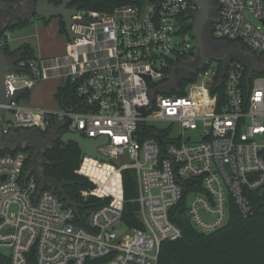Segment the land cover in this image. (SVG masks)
Instances as JSON below:
<instances>
[{"label": "built area", "instance_id": "obj_1", "mask_svg": "<svg viewBox=\"0 0 264 264\" xmlns=\"http://www.w3.org/2000/svg\"><path fill=\"white\" fill-rule=\"evenodd\" d=\"M216 2L214 38L264 56V0ZM195 11L192 0L132 2L112 12L79 9L74 18L87 23L72 25L76 36L66 54H21L19 70L6 74L7 92L19 95L7 105L14 116L5 114V135L30 128L45 136L56 129L107 135L98 150L110 161L90 158L112 167L103 186L81 172L85 156L77 172L94 187L81 190L82 198L109 201L81 213L25 170L24 148L0 152V245L10 248V264H163V242L183 236L170 212L186 186V214L201 232L225 226L231 202L242 216L253 213L249 196L264 195V75L252 77L254 69L232 58L231 49L223 61L206 59L192 72L200 60L188 28ZM49 78L72 86L75 98L57 111L20 98ZM176 125L180 132L172 135ZM149 127L161 134L145 138ZM124 169L137 174L138 227L125 224V200L112 185Z\"/></svg>", "mask_w": 264, "mask_h": 264}, {"label": "trees", "instance_id": "obj_2", "mask_svg": "<svg viewBox=\"0 0 264 264\" xmlns=\"http://www.w3.org/2000/svg\"><path fill=\"white\" fill-rule=\"evenodd\" d=\"M15 1V0H11ZM148 0H73L71 6L80 10H95L112 12L117 6ZM32 19L21 20L18 23L8 25L6 30L24 28L31 24ZM61 33L65 32V25L59 18ZM6 39V33H4ZM6 41V40H5ZM6 50L10 55L20 52L24 58L36 56L34 48L29 43L20 45L14 51L10 50L6 42ZM264 75V71L254 70L252 77ZM30 90L21 94L20 98H27ZM55 97L61 105L69 99L75 98L74 89L67 84L58 86ZM145 126L146 125H142ZM161 132L149 127V134L145 138L154 137ZM23 148L12 150L4 149L1 153L16 152ZM29 154L25 170L28 169L37 175L45 189L51 190L68 203H77L80 212L96 209L109 201V198L89 196L86 200L81 196V190L94 187L87 177L77 171L82 167L81 150L77 143L65 144L60 139L44 151L42 157L44 163L43 175L46 181L51 180L55 185L41 179L39 173L32 164L33 154L25 148ZM264 157V150L262 151ZM112 167L109 164L99 165L97 161L88 157L85 160L82 173L88 174L98 182L106 186ZM113 189L125 200L124 222L129 227L141 226L137 217L139 204L136 201L138 194V180L134 169H124L113 180ZM186 194L183 200L172 208L171 219L182 228L183 236L180 239L166 240L162 244L160 261L163 264H264V195L251 193L253 213L247 217L240 214L236 204L231 202L229 221L225 226L212 233H204L197 230L186 214V195L189 188L186 186ZM0 264H10L8 256L0 254Z\"/></svg>", "mask_w": 264, "mask_h": 264}, {"label": "water", "instance_id": "obj_3", "mask_svg": "<svg viewBox=\"0 0 264 264\" xmlns=\"http://www.w3.org/2000/svg\"><path fill=\"white\" fill-rule=\"evenodd\" d=\"M72 1L73 0H34V8L32 10L31 16L39 17L46 22H49L52 18H61L65 25V32L68 36V39L73 40L76 34L72 30V25L74 23H87V21L74 18V16L78 14L79 8L76 6H71ZM192 2L196 6V11L192 14L193 22L188 26V28L192 30L194 36L196 37L198 43V52L201 58L200 64L191 69L192 72H196L197 70L204 67V62L206 59L223 61L224 57L208 55L206 54L204 47L206 25L210 20L212 14L211 11L218 14L219 8L217 2L215 0H192ZM240 46L242 50H244L243 46ZM6 48V45H0V152L4 149L12 150L14 148L21 147L20 145L23 140H31V136H35V138L44 140L43 144H46L47 142L49 146H52L58 139H60L65 144L75 142L78 144L81 150L82 160L85 158V156H89L100 161L109 162L110 159L107 156L101 154L98 150V147L108 143L109 137L107 135H103L99 138H87L78 132H61L56 129L53 130L51 134L45 136L36 128L21 130L18 133H13L8 136L5 135L3 120L8 110L7 105L12 99L18 97L19 95L18 93L15 95H10L7 92L5 77L7 73L19 70V68L16 66V63L22 57L20 52H18L15 57L9 56L6 53ZM251 55L254 56L255 54L251 53ZM252 70L253 69L251 68L250 71ZM28 147L29 146L27 145V148ZM43 156L44 154L42 153V157ZM43 163L44 161L42 164Z\"/></svg>", "mask_w": 264, "mask_h": 264}, {"label": "rangeland", "instance_id": "obj_4", "mask_svg": "<svg viewBox=\"0 0 264 264\" xmlns=\"http://www.w3.org/2000/svg\"><path fill=\"white\" fill-rule=\"evenodd\" d=\"M7 34L11 35V40L8 44L12 47H18L24 43H29L33 46L35 54L39 57H50L66 54L67 52V42L68 36L66 33H61L58 24V18H52L49 22L37 17L32 20L31 24L25 26L24 28H14L6 30ZM23 34V35H20ZM235 52V51H234ZM235 60H238L235 58ZM213 64H217V60L212 61ZM62 84V79L60 78H49L39 81L36 86L30 90V95L25 98V102L35 106L44 107L51 111H57L61 109V104L55 97V91L58 86ZM13 112L7 110V119H13ZM156 126L163 128L167 126L165 122H156ZM180 132V127L176 125L173 129L172 135H177ZM190 134L194 133L192 131ZM40 152H36L35 158H33V167L39 173L41 179H45L43 175L42 167V156L40 157ZM49 182L55 185L51 180L45 179L44 183ZM10 248L6 245H0V253L9 256Z\"/></svg>", "mask_w": 264, "mask_h": 264}, {"label": "flooded vegetation", "instance_id": "obj_5", "mask_svg": "<svg viewBox=\"0 0 264 264\" xmlns=\"http://www.w3.org/2000/svg\"><path fill=\"white\" fill-rule=\"evenodd\" d=\"M33 8H34V0H15V1L0 0V45H6L5 39L3 37L4 33L6 32V27L8 25L18 23L21 20H25L28 18L32 19L33 16H31V13ZM211 13L212 14L210 20L206 25V36L204 39L205 51L206 54L208 55L223 57L228 49L235 50L236 48L233 46L232 42H228L226 40H218L214 38L212 34V29H213V23L217 17V13H213V11H211ZM6 53L9 56H13V57H15L17 54L15 53L14 55H10L9 52H7V50ZM200 62H201V58L199 62H196L194 64V67L199 65ZM34 138L35 136L34 137L31 136V140H23L20 145L21 148H27L28 145L29 146L28 149H30V151L32 152L33 158H35L36 152L42 151V153L44 154L45 149L50 147L47 142L46 144H43L44 140L40 138H35V139ZM42 153L40 154V157L42 156Z\"/></svg>", "mask_w": 264, "mask_h": 264}, {"label": "crops", "instance_id": "obj_6", "mask_svg": "<svg viewBox=\"0 0 264 264\" xmlns=\"http://www.w3.org/2000/svg\"><path fill=\"white\" fill-rule=\"evenodd\" d=\"M59 1V0H57ZM37 17H33L32 20L36 19ZM41 19V18H40ZM58 24H59V18H58ZM7 42L11 40V35L7 34ZM23 35V34H20ZM9 45V44H8ZM10 46V45H9ZM19 47V46H18ZM18 47H12L10 46L11 50H15ZM33 47V46H32ZM233 49V48H232ZM235 51V52H234ZM232 58H237L238 60L242 61L246 65H249L252 67L254 70L258 71H264V56L263 55H256V57L250 56L249 53H245L242 51L241 48H236L235 50H232L231 55ZM28 98V97H27Z\"/></svg>", "mask_w": 264, "mask_h": 264}, {"label": "bare ground", "instance_id": "obj_7", "mask_svg": "<svg viewBox=\"0 0 264 264\" xmlns=\"http://www.w3.org/2000/svg\"><path fill=\"white\" fill-rule=\"evenodd\" d=\"M103 186H104V184H103Z\"/></svg>", "mask_w": 264, "mask_h": 264}]
</instances>
